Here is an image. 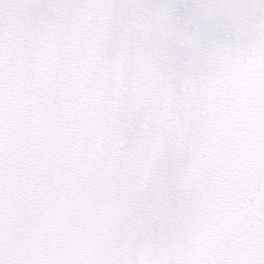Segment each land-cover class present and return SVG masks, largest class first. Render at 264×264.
I'll list each match as a JSON object with an SVG mask.
<instances>
[{"label":"snow or ice","instance_id":"1","mask_svg":"<svg viewBox=\"0 0 264 264\" xmlns=\"http://www.w3.org/2000/svg\"><path fill=\"white\" fill-rule=\"evenodd\" d=\"M93 6L107 11L93 33L103 64L127 4ZM38 7L35 0L22 5L11 24L18 54L30 55L28 44L47 64L45 38L65 28L79 32L80 25L64 22L71 3L59 5L60 18L49 24L34 19ZM199 7L216 12L167 18L177 35L197 28L187 57L166 38L129 47L124 37L132 24L121 33L125 55L143 59L146 51L154 70L131 103L113 102L97 154L85 158L47 139L20 145L21 178L10 188L0 179V233L12 231L41 251L31 264H264V156L235 167L227 149L209 147L204 125L205 101L215 95L222 102L238 79L264 96V0H207ZM154 90L165 93L163 115L153 106Z\"/></svg>","mask_w":264,"mask_h":264},{"label":"clouds","instance_id":"2","mask_svg":"<svg viewBox=\"0 0 264 264\" xmlns=\"http://www.w3.org/2000/svg\"><path fill=\"white\" fill-rule=\"evenodd\" d=\"M32 2L0 0V179L9 188L21 178L25 164L22 144L47 139L80 150L85 158L105 147L113 102L131 103L144 87L147 74L154 70L155 62L147 59L146 51L143 59L139 54L125 55L121 33L129 24L132 30L124 37L129 47L140 40L166 38L175 53L187 57L189 38L197 28L186 26L183 35H177L168 27V16L198 12L206 17L216 12L199 7L207 0H124L127 7L119 11V24L104 49V63L98 64L93 33L102 27L106 9L94 7L95 0H35L39 5L36 21L56 23L62 14L57 7L71 3L74 7L64 13V22L74 20L80 25L79 32L65 28L45 38L51 57L46 64L28 44L24 47L30 55L18 54L11 24L21 6ZM138 2L143 7H135ZM248 2L259 4L261 0ZM164 96L162 91L153 92V106L161 115L166 111ZM205 103L209 147L227 149L235 167L241 169L253 156H264V96H257L248 82L238 79L222 102L213 95ZM144 123L140 121L141 126ZM158 127L157 122L150 123L151 130ZM41 255L39 250L26 248L14 232L0 233V264H31Z\"/></svg>","mask_w":264,"mask_h":264}]
</instances>
